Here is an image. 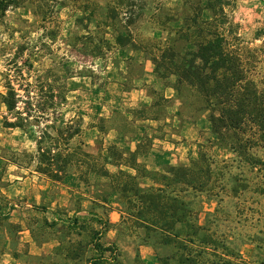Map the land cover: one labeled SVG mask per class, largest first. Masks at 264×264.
Here are the masks:
<instances>
[{"label": "rangeland", "instance_id": "obj_1", "mask_svg": "<svg viewBox=\"0 0 264 264\" xmlns=\"http://www.w3.org/2000/svg\"><path fill=\"white\" fill-rule=\"evenodd\" d=\"M252 2L19 0L0 15V93H5L9 62L23 51L20 62L29 58L45 79L66 83V117L77 113L84 119L71 150L89 154L85 159L91 165L117 175L91 172L86 163L71 167L61 182L38 172L43 125L5 127L7 108L0 94V202L15 207L8 219L0 216V264H15L30 251L25 235L45 247L41 254L24 255L26 262L39 264L65 253L89 262L99 257L96 242L114 244L107 235L116 226L111 222L116 212L130 238L113 254L118 261L107 252L104 264H264V131L256 123L264 113L249 112L242 129L216 132L210 122L214 110L177 74L184 56L198 50L195 21L215 20L228 51L240 56L243 86L264 95V0ZM119 33L130 34L126 47L117 44ZM135 117L162 120L157 127L148 124L150 134L180 133L182 162L151 170L161 183L122 165L133 156L102 136L115 128L131 135ZM94 126L100 132L90 135L98 138L88 144L84 133ZM179 166L193 169L197 189L178 182L171 168ZM120 169L138 175L140 195L133 185L123 190ZM161 186L169 213L182 215L177 208L185 203L182 221L167 230L143 227L141 219L152 216L171 221L167 210L145 201Z\"/></svg>", "mask_w": 264, "mask_h": 264}, {"label": "trees", "instance_id": "obj_2", "mask_svg": "<svg viewBox=\"0 0 264 264\" xmlns=\"http://www.w3.org/2000/svg\"><path fill=\"white\" fill-rule=\"evenodd\" d=\"M18 2L19 0H0V15ZM215 24V20L195 21L199 37L196 42L198 50L190 51L184 56L186 62H184V65H179L181 71H178L177 74L180 77L183 76L191 86H195L214 110L210 115V122L216 132H221L225 128L238 130L242 129L246 122L245 116L249 112L256 113L258 116L264 113V104L259 105L258 102L259 97L263 94L257 88L249 90L243 86L244 73L240 56H235L228 51L225 35ZM212 27H215V31H212ZM205 31H208V35L212 37L206 36ZM115 38L117 44L121 47H126L130 42V34L119 33ZM105 43L110 46L108 41L105 40ZM20 53H23V51H19L12 58L7 72L4 74L3 86L5 93H0L2 103L7 108V114L4 115V126L7 128H26L32 124L43 125L37 140V171L53 181L61 182L68 176L71 167H79L86 163L91 172L110 178L116 177L117 175H114L106 167L98 168L96 165H91V162L85 159L89 154L84 157L71 150L70 141L81 134L84 119L77 113L70 118L66 117L65 111L69 105L66 83L45 79L36 71L34 63L29 58L19 61L20 58H23ZM187 57H190V59L188 60ZM215 99H218L219 102H215ZM256 123L264 131V118L260 121L257 120ZM109 152L112 155L116 154L111 149H109ZM129 153L133 156V161L122 163V165L131 167L138 171V174L141 173L143 176L151 177L161 183L158 177L152 175L153 171L138 161L136 153ZM119 156L122 157V155ZM171 169L178 173L179 183L194 189L198 188L191 167L179 166ZM118 178L122 180L121 185L124 191H128L129 186L133 185V191L137 196L140 195L141 186L138 183V175L120 169ZM82 179L85 180L84 177ZM144 194L140 197L142 201L147 196ZM147 197L148 201H145L150 202L153 207L162 209V211L167 210L165 214L171 221L162 223L159 221V217L157 219V217L152 216L148 219H141L143 222L141 226L146 228L150 226L160 227L167 230L173 229L175 224L182 221L186 211L185 203L181 202L180 207L177 208L180 212H183L182 215L169 213L168 210L171 209L169 207L171 204L167 200L168 195H166L164 187L161 186L149 192ZM6 208L7 212H5ZM14 208L0 202V216L8 219L11 210ZM99 234L101 235L97 231L94 237L99 238V236H96ZM94 247L99 253V257L92 258L91 264L108 262L107 252L112 255L115 261H118V257L113 255L120 252L115 243L105 246L103 243L96 242Z\"/></svg>", "mask_w": 264, "mask_h": 264}, {"label": "crops", "instance_id": "obj_3", "mask_svg": "<svg viewBox=\"0 0 264 264\" xmlns=\"http://www.w3.org/2000/svg\"><path fill=\"white\" fill-rule=\"evenodd\" d=\"M246 2V1H245ZM252 0H249L248 4H252ZM247 4V3H245ZM244 9V7H242ZM170 88V87H169ZM168 97H172L171 95ZM134 131L131 135L126 134L120 128H115L114 130H109L103 132L102 136L104 137V141L106 144L115 146L120 148L123 151L134 152L137 154L138 161L144 164L149 170H161L164 169L168 164L175 165L178 162H182L183 156L181 155L183 148L179 141L180 133H165L163 132L162 136L157 135L160 132L158 130H154V133L150 134L148 125L156 124L154 126H158L162 122V120L149 119L145 117H135L133 119ZM164 121V120H163ZM153 126V125H151ZM94 129L97 131L95 132ZM98 131L97 126L85 131V136L87 138V143L91 144L94 142L95 138H98L97 135L94 138H89L90 135L97 134ZM191 148V147H189ZM188 148V149H189ZM188 152V151H187ZM117 214L112 215L111 222L116 225L114 228H111L107 237L110 241L114 242L119 248H122L124 242L128 241L130 235L126 232V229L121 225L119 220L121 218V214L116 212ZM113 214V212H112ZM124 230V231H123ZM26 231H22L21 233L25 234ZM24 241L29 244L30 251L27 254H24L25 257L30 258L31 255L41 254L45 247L35 246L33 239L24 236ZM46 245V244H44ZM37 248L41 250V252L36 251ZM60 253V252H59ZM24 255L18 256L14 260L15 264H36L32 263V260L29 259L28 262L22 260ZM33 258V257H32ZM34 260V259H33ZM39 264H91L90 261L83 259L81 256H73L72 254L65 253L57 254L56 258L53 255L45 259V261L40 262Z\"/></svg>", "mask_w": 264, "mask_h": 264}]
</instances>
